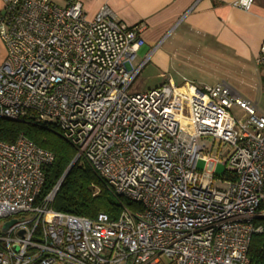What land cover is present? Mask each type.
I'll list each match as a JSON object with an SVG mask.
<instances>
[{
  "label": "built area",
  "instance_id": "2783aa9c",
  "mask_svg": "<svg viewBox=\"0 0 264 264\" xmlns=\"http://www.w3.org/2000/svg\"><path fill=\"white\" fill-rule=\"evenodd\" d=\"M2 4L0 118L55 124L75 158L132 208L122 206L115 220L54 211L59 182L41 197L53 154L23 135L0 141V264H160L162 256L250 264L251 238L261 232L255 220L264 217L256 104L224 82L131 92L145 24L127 27L106 5L88 18L78 1ZM255 63L264 68V41ZM216 143L229 147L218 158L225 189L214 185L217 160L202 155Z\"/></svg>",
  "mask_w": 264,
  "mask_h": 264
},
{
  "label": "crops",
  "instance_id": "0c3cea01",
  "mask_svg": "<svg viewBox=\"0 0 264 264\" xmlns=\"http://www.w3.org/2000/svg\"><path fill=\"white\" fill-rule=\"evenodd\" d=\"M50 1L60 7L69 1H78L88 18L106 5L127 27L144 23L145 29L141 34L144 45L140 50L146 47L147 51L141 59L136 56L135 66L132 65L133 68L141 66L136 78L147 65L159 72L157 76L164 77L171 68L182 66L197 70L207 63L225 74L241 73L247 79V74H251L254 80L249 77V84L256 81V89L264 92V68L255 63L264 41V0H253L247 9L239 6L241 0ZM2 5L0 0V10ZM5 56L6 48L0 39V64ZM136 78L130 87L131 92H137L132 89ZM169 82L176 85L169 77L158 86ZM183 83L204 86L194 81ZM230 89L232 93L251 101L252 94L249 92L242 90L243 93L239 94ZM260 111L264 112L263 109Z\"/></svg>",
  "mask_w": 264,
  "mask_h": 264
},
{
  "label": "trees",
  "instance_id": "16d2710c",
  "mask_svg": "<svg viewBox=\"0 0 264 264\" xmlns=\"http://www.w3.org/2000/svg\"><path fill=\"white\" fill-rule=\"evenodd\" d=\"M19 135L25 136L38 147L53 154V162L46 166L41 197L48 194L64 176L76 156L75 148L62 136L55 124H42L26 117L18 121L0 118V141L13 143ZM230 178L231 176H226ZM122 206L132 204L116 196L93 168L81 158L71 167L62 180L50 207L57 212L95 218L105 213L115 220ZM255 225L261 232L252 236L248 259L250 264H264V217L257 218Z\"/></svg>",
  "mask_w": 264,
  "mask_h": 264
},
{
  "label": "rangeland",
  "instance_id": "374dc122",
  "mask_svg": "<svg viewBox=\"0 0 264 264\" xmlns=\"http://www.w3.org/2000/svg\"><path fill=\"white\" fill-rule=\"evenodd\" d=\"M146 51V47L142 48L137 54L138 59H141L143 53H145ZM135 62L136 61L132 62L133 66H135ZM217 68L218 67L207 65V63H205L204 66L198 67L197 70H188L185 67L178 66L176 68L169 69L167 74H164V77H159L157 76L159 72L151 65H147L136 78L132 89L134 91H144L150 88H154L162 84L163 82H166L167 78L169 77L176 85H179L184 81H194V83L197 85H214L215 83L225 82L229 87L233 88L239 94L243 93L242 90H244V92H249L248 94H252L251 101L256 104L258 111L261 112L260 109L264 110V92L256 89V81H252L253 83L249 84V77L251 78V74H247V79L241 73L225 74L221 72L219 68ZM251 79L254 80L253 77ZM242 84L244 85V87L242 86ZM238 85L240 86L238 87ZM233 113L237 117H239L241 114L236 110H234ZM261 113L264 114V112ZM207 143L209 147L210 144L209 142ZM218 146V143H216L211 153H208L209 150L206 149L202 153V155L206 154L208 157L217 160L214 185L219 189H225L226 186L219 181L220 177L223 175V166L221 165V161L219 159H222L227 155L229 147L226 144H221L220 150L218 151ZM198 168L202 169L203 164H198ZM160 264H171V260L165 256H162L160 257Z\"/></svg>",
  "mask_w": 264,
  "mask_h": 264
},
{
  "label": "water",
  "instance_id": "95a60500",
  "mask_svg": "<svg viewBox=\"0 0 264 264\" xmlns=\"http://www.w3.org/2000/svg\"><path fill=\"white\" fill-rule=\"evenodd\" d=\"M76 161H77V159L75 158V159L73 160V162L71 163V165L69 166V168L67 169V171L65 172L64 176H63V177L61 178V180L59 181V186H60L62 180L64 179V177L67 175V173L69 172V170H70L71 167L75 164ZM12 223H13V221L8 222L7 224H5L4 227H3V230L6 229V228H7L9 225H11Z\"/></svg>",
  "mask_w": 264,
  "mask_h": 264
}]
</instances>
